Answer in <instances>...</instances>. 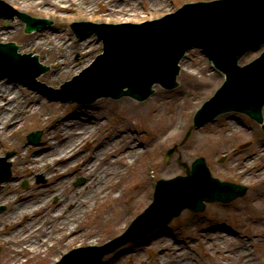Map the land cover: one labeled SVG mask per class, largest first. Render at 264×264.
Returning a JSON list of instances; mask_svg holds the SVG:
<instances>
[{"label":"rangeland","instance_id":"obj_1","mask_svg":"<svg viewBox=\"0 0 264 264\" xmlns=\"http://www.w3.org/2000/svg\"><path fill=\"white\" fill-rule=\"evenodd\" d=\"M6 1L11 3L12 6H16L18 10L25 11L30 15L53 20L54 27H47V31L63 33L74 41H80L71 28V24L75 21L139 22L174 11L183 2L196 0H164L163 5L158 3L159 0L154 2L152 0H138L136 4L139 11L135 16L129 17L117 15V11L112 12L107 17V11L114 9L115 6L108 8L100 3H95L84 16H81L80 6L75 3H70L68 8L52 5L48 9H44L42 6L41 8L34 5L22 6L19 3ZM72 12L74 13L73 19H67L66 16ZM106 17L110 21H105ZM10 24H17V30L12 31L10 29L11 31L6 33L7 38L0 37V41L20 42V52L30 51L36 53L40 57L41 63L51 64V58L47 50L39 52L36 49L23 47L24 44L22 43L34 33H26L24 23L20 19L16 17L10 20L0 19L2 29L9 28ZM92 35L96 36L95 34ZM100 52H102V40L96 36L92 50L82 57L89 56L87 62L83 63V59L80 58L81 55L74 52L71 54L74 59L72 69L61 74L58 81H51L46 76L54 72L52 66L51 72L41 74L38 81H44L46 85L58 88L64 80L71 78L74 74H79ZM180 64L182 71L178 76V82L181 85L176 90L173 88L170 91L156 85L154 87L155 94H152L147 101H136L128 96H123L122 99L117 100L100 98L92 104V109L87 108V112L94 113L98 119L105 118V120L98 122L92 133L95 143H99L104 140L105 136H110L113 133L115 139L112 144L115 151L127 146L140 148L146 141L151 139L154 133L158 132L160 134L168 123H175L172 129L174 135L165 136L163 133L151 149L141 153L133 160L132 167L127 170L132 176L137 174L136 178L130 180L129 185L133 188L140 184L142 180L141 172H148L149 169L150 173L146 179V186L141 191L144 201L135 210L131 218H134L148 205V197L151 200L154 182L157 178H170L176 174H185L186 168L182 164L186 163L190 167L192 161L198 156L205 158L213 176L220 180L244 183L248 186V190L244 196L228 203L208 202L205 209L200 212L183 210L179 216L172 219L167 225L154 230L142 239L124 244L105 255L101 264H159L158 260L155 259L157 254H159L161 261L166 264H171L174 255L179 256L181 264H222V259L225 262L233 263L232 256H219L215 252V248L225 241V239H222V234H220L222 228H228L234 232L232 241L227 245L229 248L236 245L239 240L246 241L247 237L252 238L251 252L255 258L264 263V250H260L259 247L264 244V204L259 206L258 211L254 212L250 209V206L258 203L259 197L264 195V169L260 171L262 165H264V155H260L258 151L259 147L264 148V133L257 122L237 112L224 113L217 117V121L208 122L204 127H191L194 111L213 94V91L220 85L224 77L214 69L199 48L190 49ZM0 78L8 86L20 91L23 96L33 92L46 96L48 99V104L41 107L37 114L33 115L30 113L33 110H29L27 114L19 117L15 130L0 139V155H4L6 151L12 152V155L8 157L11 163L10 177L13 175L23 176L18 188L19 195L17 196V199L21 200V204L0 202L7 204L8 208L12 209L18 206L21 207L25 199L36 198L39 194H48L55 190L51 196L50 204L47 205L48 209H51L60 201V198H64L68 194L67 189L60 186L63 181L62 175L52 174L47 176L53 169H45L42 174L45 176L46 181L41 184L37 183L33 170L27 168L22 159L14 160L16 159V151H19L22 144H27L31 148L49 147V143L46 141L47 134L52 131H54L53 134H56L55 129L58 127L55 121L56 115L60 117V115L72 113L78 110L82 104L74 101L54 100L51 94H44L43 91H37L36 88L32 89V86H26V83L22 80L15 83L10 75ZM122 101L123 103H121ZM30 103V100H28L29 105ZM57 105L60 106L57 107ZM137 111L140 115L136 114ZM39 113L48 114V116L38 117ZM234 121L236 124L233 123ZM52 128L55 129L52 130ZM38 129L42 131L38 144L28 143L26 139L27 132ZM187 131H189L188 135ZM245 142H249V144L241 147V144ZM91 143L89 142V144ZM173 145H176L175 152L167 160L164 159L166 149ZM87 148L86 146L84 149ZM28 154H30V151H28ZM72 158L73 156L69 158L65 174L67 177L74 176L73 182L82 177L83 181L78 184L81 185L85 181V177L80 175L78 165L71 166ZM220 158H223V160L220 161ZM166 164L177 167L179 171L169 175L158 174V168ZM24 179L27 181L26 187L22 186ZM5 194L6 191L0 188V199L4 198ZM55 197L56 199H54ZM8 212L0 214V264L46 262L53 252L51 248H41L34 252H27L24 262H22L20 256H12L9 240L2 237L3 234H8L14 227V224L8 221V218L12 217V214L10 216ZM3 214H5V218H1ZM33 215L34 212H31L26 217ZM256 218L260 219L257 228L253 223ZM25 219H22V221ZM128 223L103 236L97 244L120 233L127 227ZM86 224V219H83L82 225ZM103 229L105 228L103 227ZM162 232L168 234H162ZM239 235L244 237L239 238ZM34 236L36 240L39 238L38 233H35ZM48 244L49 242H46V246ZM80 246L81 244L77 242H70L66 249L70 250ZM134 250H137L139 255L135 254L131 257V251Z\"/></svg>","mask_w":264,"mask_h":264},{"label":"water","instance_id":"obj_2","mask_svg":"<svg viewBox=\"0 0 264 264\" xmlns=\"http://www.w3.org/2000/svg\"><path fill=\"white\" fill-rule=\"evenodd\" d=\"M13 7L0 0V18L18 16L26 23L27 33L44 28L50 23V20L29 16L25 11H18ZM51 21L52 23L47 27H54L53 20ZM47 27L30 33L47 30ZM71 27L79 38L96 33L103 41V53L99 54L93 64L85 68L80 75L75 76L71 81H66L60 91L56 90L57 97L77 102H92L100 96L117 98L130 95L142 100L153 92L152 85L155 83L166 88L175 87L179 72L178 62L186 50L199 46L215 67L225 73L226 78L216 93L196 112L194 124L200 125L229 110L245 112L262 122L264 50L258 57L256 56L261 52L262 47L248 50L264 45V0L187 2L174 12L140 23L99 24L81 21L72 24ZM15 43L18 45L13 42L0 43V70L31 82H34L35 77L40 73L46 71L48 66L49 70L46 72H51V64H46L48 66L40 64L38 56H32L31 53H18V46L20 51L21 45L20 42ZM245 52L247 53L241 58V63L256 58L245 65H238L240 57ZM181 71L182 67L180 74ZM7 76L0 72V77ZM12 77L15 83L20 80L15 76ZM38 82L45 87L25 83L26 86H32V89L36 88L37 91H43L44 94H51L54 97L47 89L50 86L44 81ZM180 85L179 82L175 90ZM98 100L100 98L93 103L83 105H92ZM213 121H217V117ZM262 128L264 130V124ZM39 135L40 132H36L29 134L28 137L31 142H35ZM171 152L172 149H169L167 154ZM9 173L7 166L5 172L0 175V181ZM234 187L236 185L211 178L203 159H197L187 176L158 181L154 202L137 218V221L144 217L148 218L155 211L153 224L137 236H130V233H127L114 239L103 246L102 250L88 262L82 264H99L105 252L129 239L142 237L154 227L167 223L186 206L195 210L203 209V200L229 201L245 191L244 186H239L238 190ZM86 249L101 248H81L79 249L81 252L73 250L70 254L73 257L74 253L81 254ZM66 259L67 257H64L56 264H66ZM75 262L73 261L72 264Z\"/></svg>","mask_w":264,"mask_h":264},{"label":"bare ground","instance_id":"obj_3","mask_svg":"<svg viewBox=\"0 0 264 264\" xmlns=\"http://www.w3.org/2000/svg\"><path fill=\"white\" fill-rule=\"evenodd\" d=\"M9 1L19 3L22 6L34 5L39 8L42 6L44 9H48L52 5L68 8L70 3H75L80 6L81 16H84L95 3H100L108 8L115 6L114 9L107 11V17L114 11H117V15L128 17L135 16L139 11L136 4L138 0ZM158 3L163 5L164 0H159ZM66 17L67 19H73L74 13L72 12ZM107 17L105 21H110ZM10 29L12 31L17 30V24H10L9 28L2 29L0 27V37L6 39V33L11 31ZM95 38L96 36L90 35L85 40L74 41L68 38L66 34L43 30L35 32L22 44H24L23 47L36 49L39 52L47 50L54 72L46 76L51 81H58L61 74L72 69L74 63V59L71 57L72 53H79L80 58L84 61L83 63L89 60L87 55L84 58L82 57L92 50L95 45ZM28 100L31 102L30 105ZM47 104L48 99L46 96L33 92L23 96L20 91L8 86L0 78V139L15 130L19 117L27 114L29 110H33L30 112L31 114H37L38 110ZM59 106L57 105V107ZM87 108L92 109V105H82L78 110L60 115V117L56 115L55 121L58 127L56 129L52 128V130H56V134H53L54 131L47 134L46 141L49 143V147L31 148L27 144H22L19 151H16V159L14 160L22 159L24 165L32 169L35 175L44 173L45 169H53L47 176L52 174L62 175L63 181L60 186L65 187L68 191V194L64 198H60V201L51 209H48L47 205L50 204L51 196L55 190L48 194H39L36 198L25 199L21 207L13 208L15 211L12 218L8 219L15 226L8 234H3L2 237L9 240L12 256H20L22 262L25 261L24 257L27 252H34L41 248H51L53 252L47 261L36 264L54 263L66 252L67 245L70 242H77L81 245H94L103 236L126 225L135 210L144 201L141 191L146 186V179L149 176V172H141L142 180L139 185L133 188L129 185L130 180L136 178L137 174L132 176L127 170L132 167L133 160L141 153L151 149L163 133L165 136L174 135L172 129L175 123H168L163 128V132L160 134L158 132L154 133L151 139L146 141L140 148L127 146L115 151L112 144L115 139L113 133L110 136H105L104 140L99 143H95L92 133L98 122L105 120V118L98 119L94 113H88ZM138 113L137 111L136 114L140 115ZM47 116L48 114H38V117ZM233 123L236 124L235 121ZM89 142L92 143L89 144ZM86 146L88 148L84 149ZM28 151H30V154H28ZM258 151L260 155H264L262 146L259 147ZM71 156H73L71 166L78 165L80 175L85 177V181L81 185H73L74 176L67 177L65 174ZM263 169L264 165H262L260 171H263ZM178 171L177 167L166 164L160 166L157 173L169 175ZM22 177V175H13L0 184V188L6 191V196L1 198L0 201L21 204V200L17 199V196L19 195L18 188ZM261 204H264V195L260 196L258 203L250 206V209L254 212L258 211ZM31 212H34V215L26 217ZM24 218L26 219L22 221ZM83 219H86V225H82ZM253 223L257 228L260 219L256 218ZM221 230L222 233L220 234H222V239H225V241L215 248V252L219 256L230 255L233 257V263L225 262L222 259V264H264L261 260L255 258L251 252L252 238L246 236V241L239 240L236 245L229 248L227 245L232 241L234 232L228 228H222ZM35 233L39 234L37 240L34 239ZM162 234L168 233L162 232ZM238 237L243 238L244 236L239 235ZM46 242H49L47 246ZM259 247L260 250H264V244ZM135 254L139 255L137 250L131 251L130 256L132 257ZM155 259L158 260L159 264H166L161 261L159 254L155 256ZM180 261L179 256L174 255L170 263L181 264Z\"/></svg>","mask_w":264,"mask_h":264}]
</instances>
